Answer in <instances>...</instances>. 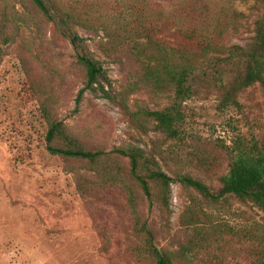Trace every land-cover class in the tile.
I'll return each instance as SVG.
<instances>
[{
  "label": "rangeland",
  "instance_id": "obj_1",
  "mask_svg": "<svg viewBox=\"0 0 264 264\" xmlns=\"http://www.w3.org/2000/svg\"><path fill=\"white\" fill-rule=\"evenodd\" d=\"M73 1L80 3L75 14L80 15L87 6L89 12L92 10L91 21L101 19L97 34L80 25L76 31L84 38V51L102 63L111 82L105 89L117 99L124 94L128 79L144 71L126 52L109 57L105 49L109 45L108 31L114 33L116 17L129 6L153 19L169 20L163 35L172 42L195 48L202 34L216 37L213 43L218 47L206 56L221 59L217 66L224 71V80L243 71L242 66L223 60L228 47L241 50L253 35V20L264 11V0L61 3L68 6ZM12 2L20 14L32 17L33 7L27 5V0ZM36 17L22 27L15 41L0 43V264H151L138 260L132 252L138 240L131 235L133 214L124 189L114 186L101 189L99 194L82 195L74 173H96L85 161L47 151L48 125L42 104L49 105L53 117L66 125L77 144L105 150L140 147L174 179L170 182L168 228L163 227L164 212L158 202L144 199L142 203L141 212L159 248L172 250L189 238H198L189 228L196 216L195 224L212 234L200 235L203 242L189 252L193 264H256L257 254L264 252V236L257 235V228L264 233V212L233 196L211 200L182 185L177 176L189 175L217 192L234 147L253 143L259 148L264 146L261 86L255 83L246 87L236 94V104L220 107L218 74L212 68L197 71L189 82L191 95L182 103L180 133L169 138L155 131L152 122H147L146 129L132 125L124 109L100 91L86 90L76 106L75 97L84 85L83 66L76 62V51L69 41L55 33L47 20ZM180 30L194 32V37L189 39ZM23 43L29 45L27 50ZM28 50L41 54L36 57ZM156 94L147 90L126 94L129 110H154L167 105L168 100ZM118 163L126 172L128 159L120 157Z\"/></svg>",
  "mask_w": 264,
  "mask_h": 264
},
{
  "label": "trees",
  "instance_id": "obj_2",
  "mask_svg": "<svg viewBox=\"0 0 264 264\" xmlns=\"http://www.w3.org/2000/svg\"><path fill=\"white\" fill-rule=\"evenodd\" d=\"M12 1L0 0V43L15 41L21 35L22 27L30 25L32 20H37V15L51 23L55 33L69 41L76 51V62L83 66L84 85L75 97L76 106L80 104L86 90L100 91L124 109V114L135 127L146 129L147 122H152L155 131L159 130L169 138H175L180 133L179 125L183 120L182 103L191 95L189 82L197 71L205 72L207 68H212L218 74L222 90L220 107L236 104V94L255 83L261 86L264 93V11L253 20V35L246 45L241 50L235 46L228 47V55L223 60L234 66H242L243 71L224 80V71L218 67L221 59L217 57L213 60L206 56L209 50L218 47L213 43L216 37L212 39L207 34H202L195 48L194 45L172 42L163 35L169 28V20L162 17L153 19L138 8L136 11L134 6H129L126 12H119L116 17L118 26L114 33L108 31L109 45L105 49H108L109 57L114 53L126 52L144 67V71L138 77L128 79L124 94L121 99H117L105 89L111 82L102 63L84 51V38L76 31V26L80 25L97 34L101 19L96 17V22L91 21L89 17L93 15L89 13L92 10L89 12L86 6L81 13L85 14L83 17L81 14H75L80 7V3L76 1L65 6L61 0H27V5L33 7L31 17L20 14ZM181 32L189 39L195 34ZM32 41L36 42L34 37ZM22 46L26 50L29 48L28 44L23 43ZM2 52L0 47V54ZM30 54H36L38 57L41 53L33 50ZM142 90L157 93L161 100H168L167 105L154 110H129L126 94ZM41 110L48 125L45 134L47 151L66 159L85 161L88 168L96 173H74L77 189L82 195L99 194L101 189L104 191L114 186L122 187L127 193L126 203L133 214L131 235L138 240L132 247L136 258L140 261H151V264H193L189 252L203 242L204 238L200 235L212 234L195 224L197 217L194 216L190 220L189 228L198 238H189L186 243L169 250L156 245L155 233L144 212H141L143 200L154 199L164 212L163 227L168 228L170 182L174 179L158 167L156 158L148 156L145 150L133 145L114 147L110 150L79 145L68 132L66 125L53 117L48 104H42ZM120 157L128 159L129 167L126 172L118 163ZM231 158L228 171L220 177L221 187L217 192H213L204 182L189 175H178L177 180L216 202L233 196L239 201L251 202L264 212V146L259 148L253 143L234 147ZM257 233L264 236L258 228ZM217 238L215 235L214 240ZM255 262L264 264V252L257 254Z\"/></svg>",
  "mask_w": 264,
  "mask_h": 264
}]
</instances>
